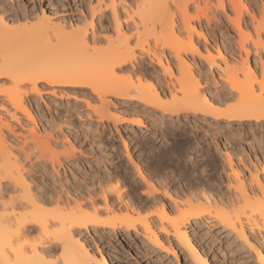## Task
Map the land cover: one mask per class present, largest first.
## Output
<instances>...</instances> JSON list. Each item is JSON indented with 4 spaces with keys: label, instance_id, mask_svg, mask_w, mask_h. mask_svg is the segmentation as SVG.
<instances>
[{
    "label": "bare ground",
    "instance_id": "bare-ground-1",
    "mask_svg": "<svg viewBox=\"0 0 264 264\" xmlns=\"http://www.w3.org/2000/svg\"><path fill=\"white\" fill-rule=\"evenodd\" d=\"M83 1L77 0L79 6ZM96 1L98 7L90 8L92 18L98 20L99 31H110L103 28L104 5V11L111 12L115 37L97 36L93 25L89 33L81 20L67 22L59 18L54 24L55 13H47L41 6L46 2L55 7L53 0H36L40 4V17L34 9L15 7V0H0V35L13 33L11 24L37 18L38 24L33 29L37 39L42 37L46 41L39 39L46 43H42L40 53L37 48L30 52L25 50L30 46L23 47L25 51L19 57L29 52L31 59L37 57L36 62L33 59L27 65L15 62L13 56L8 58L6 50L0 54V80L10 82L5 92L0 91L3 105L0 110L5 114L0 116V125L10 138L15 137V125L23 127L27 134L23 137L26 149L17 150L8 144L9 137L0 128V264H17L13 248L19 245H23L24 264H139V260L147 264L153 260L180 264L179 257L186 264H217L220 247L213 246L214 240L209 244L202 236L197 237L202 227L207 231L218 228L217 241L228 242L236 251L241 249L253 264H264V154L261 158L247 155L249 164L235 154L239 166L233 163L230 154L224 156L229 168L224 184L212 183L199 174L180 177L185 182L180 187L176 183L181 180L172 171L166 168L161 171L167 173L159 171L164 158L155 155L154 165L150 163L153 168L147 164L144 172L128 157L137 173L134 187L121 191L119 187L102 186L101 179L110 180L121 174V168L113 161L108 162L109 167H103L96 186H84L74 177L68 179L63 165L65 162L68 166V158L73 159L75 149L66 135L62 137L71 152L65 149L62 153L67 158L63 163L61 155L57 153L58 157L51 148L54 142L49 143L53 134L43 137L48 130L49 133L61 130L63 121L55 128L45 115L38 120L40 125L35 122L37 100L42 101L45 92L52 97H71L77 107L82 104L86 112L76 113L80 122L82 118L90 121L96 117L98 123L107 121L115 126L117 118L109 110L115 109L117 102L109 100L112 98L140 105L142 110L138 113L144 115L153 109L160 118L193 116L230 127H264V0H260V7L255 4V8L251 5L249 8L247 0H141V6L137 3L134 11L129 10L128 14L137 17V22L130 26L126 22L123 26L117 14L118 6L124 13V0ZM191 6L196 9L193 17L189 15ZM209 13L213 18L217 14L226 18L224 27L228 35L222 34L221 45L214 50L216 58L202 45L205 56L199 45V40L209 44L200 22L203 18L209 25ZM80 15L84 21L85 14ZM131 15L130 20L136 21ZM191 20H196L199 27L192 25ZM176 21L186 31V40L182 38L185 31ZM132 27L135 33L127 37ZM140 27L143 33L139 32ZM133 38L141 56L153 51L151 58L157 69L151 65L148 70L142 67L143 61L136 58L130 46ZM102 44L105 47L97 48ZM164 49L175 60L174 69ZM38 54H44L43 60L48 64ZM197 59L205 63L207 70L200 67ZM157 70H161L160 75ZM70 118L71 114L66 112L63 120L68 128ZM135 121L134 125L144 127V122ZM77 164L76 172L87 176L91 169L81 172L80 163ZM124 213L127 217L143 213V217L132 221L123 217ZM103 216L108 218L100 220ZM9 242L11 246H6Z\"/></svg>",
    "mask_w": 264,
    "mask_h": 264
},
{
    "label": "rangeland",
    "instance_id": "rangeland-1",
    "mask_svg": "<svg viewBox=\"0 0 264 264\" xmlns=\"http://www.w3.org/2000/svg\"><path fill=\"white\" fill-rule=\"evenodd\" d=\"M124 1H125L123 2L124 5L122 3L125 9L124 13L119 8L120 6H118L117 14H119L118 17H119L120 23L124 22L123 26L126 23L130 26V24L132 25V23L137 22V17L135 18V16L132 17L131 14H128L129 10L131 12L134 11V9L137 7V3H138V6L139 5L141 6L142 1L141 0L140 1L139 0L138 1L137 0H124ZM105 2L107 1L105 0ZM14 3H15V7L20 6L28 10L34 9L37 15L40 17V15L38 14V9H39L40 4L36 2V0H19L18 1L19 5H17L16 0H15ZM54 3H55V7H50L49 4L46 2L41 3V6H43L44 10L47 13H50L52 11L53 13H55L53 17V20H55L53 21L54 24H57L56 21H59L58 20L59 18H64L67 22L69 20L71 21L81 20L82 23L84 22V24H82L83 27L86 28L87 26V29L89 28L88 29L89 33L91 31L90 25H93L95 27L94 30H96V33H98L97 36L99 34L100 35L102 34L101 36L103 37V39L104 37L106 38L111 37V36L115 37L116 33L113 31L114 25L112 21L113 19L111 17L112 15L110 14L111 12L109 10L104 11L106 9V8H103L104 5L102 6L103 12L105 14L104 15L105 18L102 20L103 28H106L110 31L109 32L99 31L100 25H99L98 20L96 18H92L91 13H90V8L98 7L96 0H91L90 2H88V0L83 1V4H81V6L83 7L79 6V2H77V0H53V4ZM245 4L249 8H250V5L253 8H255V4L257 5V7H260L261 1L260 0H247ZM200 8L203 9L204 8L203 5H201ZM195 11L196 9L191 6V8L189 9V15L191 17L195 16ZM82 12L85 14L84 21L80 15L82 14ZM219 14H220V11H219ZM219 14H217L216 17L213 18L211 13H209V16L211 18V22L209 23V25H207L206 21L203 18H200L203 34L208 39V42H209V44L204 45V43L199 40V42L201 43V44L199 43V45H201L200 48L204 55L206 54L205 51L208 48L210 52L215 56V58L217 56V53H215L216 51L214 50H216V48L221 45V39L223 37L222 34H224V36L228 35L224 27V23H226V20H225L226 18L224 17V15H222L223 16L222 17ZM230 14L232 15V13ZM130 15H131V18H133V20H136V21H131L129 18ZM195 21L196 20H191V24L198 28L199 25ZM175 23H177V26H179V28H181L182 30L184 29L180 27L181 25L180 21H176ZM37 24H38L37 18L21 21L18 24H11L9 28L13 29L14 32L6 36L0 35V54L6 50L4 53L5 54L8 53L6 54L8 58L9 56L11 57L13 56L12 58L14 59L15 62L16 61L20 62L23 65L32 63L30 61L33 59H34L33 62L34 61L36 62L37 57L36 58L33 57L31 59L30 56L32 55L28 56V54L31 52L30 50H32L33 52L34 51L33 49H36V48L39 53L43 51L41 49L44 47V46H41L43 42L39 41V39H43V38L41 37L37 39L38 34L33 29ZM148 24H151V23H148ZM15 28H20L19 30L21 31L22 34L18 31V29H17V32L19 33H17ZM25 28H26V31L23 32ZM132 28H133L132 31H129L130 33L128 32L126 34L127 37H129L130 34L132 35L135 33L134 27ZM216 28H220V29L216 30ZM139 29H140L139 32L143 33V29L141 27ZM186 34H187L186 31L183 32L182 34L183 40H186L187 38ZM145 35H148V34H145ZM193 36H194L193 37L194 40L197 42L198 40L196 39L195 35ZM50 38L52 39V36ZM149 38H151V36ZM43 40L44 42H46L45 39ZM45 44L43 43V45ZM25 45L30 46L29 50L28 48L25 49L30 52L28 54H25L27 55V56H24L25 58L19 57V56H22V51H25L23 48ZM135 45H136V41H135V38H133L132 41L130 42V46L134 48L136 58H138V60L143 61L142 67L148 70L151 65L152 67L157 69L156 65L154 64L151 58L153 51L151 52V55L149 54L146 56L145 55L141 56L140 51H137V48L135 47ZM202 45H203V48H205L204 49L205 51L202 49ZM151 46H153V43H151L150 47ZM103 47H105V44L97 46V48H103ZM151 48H150V51L152 50ZM155 51L157 50H154V52ZM163 53L167 58L169 57L168 60L171 62V64L174 65L173 67L174 69L176 67L175 66L176 62H174L175 60L173 58H170L172 56L170 55L169 51L167 49H164ZM44 54L42 55L38 54V56L43 57ZM33 56H36L35 53L33 54ZM55 56L59 57L60 55L57 56L55 54ZM52 58H54V56H52ZM187 58L189 57L187 56ZM43 59H45V56L42 58V60ZM57 59L59 62V58ZM60 59H63V58H61L60 56ZM43 61L45 62V64H48L46 63L45 60ZM201 61L202 60L198 61L197 59V62H199L200 67H205V69L207 70L205 63ZM38 62H40V60ZM60 62H62V60ZM202 64L204 66H201ZM157 71H159L157 72V74L160 75L161 70H157ZM124 76H126V74ZM9 84L10 82L5 79L0 80V91L5 92L6 88L10 86ZM42 86L45 87L44 84ZM42 96H43L42 101L37 100L39 109L38 108L36 109L34 106L35 112H36L35 119L37 120L35 122L38 124V120L41 121V116L43 115L46 116L47 122H50L53 125V127L54 125L55 127H57L58 124L59 126H61V123L63 121L61 130L57 128L56 131H54L55 130L54 129L52 130L53 132L51 131V133H49L50 130H48L49 132L45 133L43 137L45 138L47 136L46 134H49L50 136L53 134L51 136L52 138L49 139L50 140L49 143L50 145H51V142L52 144L53 142L54 144L57 143L55 145L53 144L55 147H53L52 145L51 148L55 151V154L58 153L61 155L60 156L57 154L58 157L60 156L59 159L61 158L60 159L61 163L64 162V158H65L64 155L62 157V153L66 151L65 149L70 148L69 145H67V140H69L68 142L69 144L71 142L72 147L75 148L73 149L74 151L73 153L75 154V156L73 154L72 156L73 159L69 157L71 160L68 158V162H69L68 166H66L65 162L63 163V165L65 164L64 165L65 170L66 172H68L67 173L68 179H72V177H74L76 181L78 182L80 181L79 183L81 184L83 183L82 185L84 186H90V185L96 186L97 185L96 180H98L100 176L102 177L103 170H104L103 167L107 166L109 161H113L112 163L113 164L115 163L114 165H116L117 167L119 166V168H121L120 169L121 174L110 180L107 178H103L101 179L100 182H103L102 186L105 188L119 187L121 188L120 189L121 191L127 190L130 188V186L134 187V184L138 180L134 165H138L141 171L144 172L147 169L146 168L147 164L148 166H151V167L152 165H154L156 161L155 160L156 156H160V158L161 157L164 158V160H161V163L164 161L163 164L164 163L167 164V165L164 164L165 166H163V164L160 165L161 167L160 166L159 167L161 169L158 168L160 169L159 171L164 170L165 168L167 171L169 170L170 173L172 171V174L176 175L177 179L179 178L178 180L182 181V182L181 181L177 182V179H176L177 183L176 182L175 183L177 185L179 184L180 187H182L185 184L183 179H181L183 176H185L186 178V177L197 176L199 174H200L199 176L201 175L203 177L205 176V178L207 180L209 179L212 183L224 184L225 176L229 174L228 163L225 160L224 156H226L227 154H230L231 160L233 161V163L238 165L237 158L234 157L235 154L237 156H239L240 154L241 157H243V160L247 161V163H248V160L246 158L247 155L251 156L252 158L256 154L257 156H259L258 158H261V156L264 154V127H261V128L254 127V126L253 127L252 126L240 127L239 125H233L232 127H230L222 122L216 124L215 122H212V120L210 119H207V121H204L200 117L196 118L193 116H190L189 118H181V119H176V118L170 119L168 117L160 118V114L153 109L147 110L144 115V113H141V114L138 113L142 110V107L140 108V105L135 106V104H131V103L129 104L123 103V102L120 103L119 101H116L115 99H112V98H110L109 100L111 101L113 100L112 102H115V103L117 102L116 103L117 107L115 109L109 110V112L111 111L110 113L115 118H117V121L115 122V126L112 125L111 122H107V121H104V123H98L95 120L96 117H93V119H91L90 121H88L86 118H82L83 120L80 122L79 118L76 117V113L86 112L82 104H79V106L77 107V105H75L74 99L71 97H65V95H61V96L57 95L55 97H52L46 94L45 92H42ZM34 98L35 96H33V99ZM0 101H1L0 106H3L1 105L2 98L0 99ZM0 112H1L0 116L5 117L4 112L2 110H0ZM2 112L4 115L2 114ZM66 112L71 114V118H70L71 125L69 128L67 127L68 125L65 124L63 120L64 116H66ZM6 117H9V116L6 115ZM137 120H141L142 122H144L143 128L137 127V125L133 124V121L137 122ZM82 122H85V123H82ZM82 124H86V125H82ZM113 126L116 129H114ZM15 127L13 128V132L15 133L14 134L15 137H17L18 139L11 136V138L13 139L12 140L10 136L5 133L6 131L5 128L2 127V125H0L3 135H5V137L6 135H8L9 137L7 138L9 140L8 144H10V146H16L17 150H19L20 148L23 149L25 147V145L23 146V143H24L23 137L25 138L27 134L25 132V129H22L23 127L20 128L18 126L19 127L18 128L16 125ZM58 130L63 131V132L60 133ZM58 132L60 134H58ZM62 134L66 135L67 140L66 138L62 137L63 136ZM56 136H58L59 138ZM53 138H54V141H53ZM60 138H62V140ZM10 142H12L13 144ZM123 142L125 143V146ZM62 144H65V146H63V147H66L64 148V150H63V147H61ZM67 151L71 152L70 149ZM151 154L152 156H150ZM105 156H108V157L105 158ZM169 156L171 157V159H168L170 158ZM128 157L131 158V161H133L134 165H131L129 163ZM146 157H150L151 159L148 161L146 160ZM165 158L166 160L168 159L169 162H167ZM262 159H260L261 162H262ZM153 161L154 163H152ZM105 162H106V165H105ZM77 163H80L79 167L81 169V172H83V170H89V168L91 169L88 173H86L87 176H84V177L80 176L79 175L80 172L79 173L76 172L77 168H75L74 166L78 165ZM107 167H109V165ZM48 170L51 171L50 169ZM166 170L161 171V172L167 173ZM61 173L63 172L61 171ZM124 216L127 217L126 214L123 215V217ZM141 217H143V213H141L140 215L130 214L128 215L127 218L132 221H135ZM105 218H106L105 216L101 217V219L98 217V219L100 220L102 219L104 220ZM199 232L200 234L197 237L202 236L204 240L206 241V243H209V244H211L212 241L214 240L213 246H217V248L220 247L219 249L220 256L217 260V264H253L252 261L248 258V256L245 255V253L241 249L236 251L235 247L228 246V242L223 241V240L217 241L219 237L218 232H220L218 228L210 229L207 231L206 227H202V229ZM137 243H139V240H137ZM102 253H104V251H102ZM124 253H125L124 256H126V250L124 251ZM114 260L115 258L113 257L112 261ZM127 260L130 261V258L128 256H127ZM179 260H180V264H186V261L184 262L182 258L179 257ZM139 261H140L139 264H147L145 260H139ZM152 262L150 264H167L166 261H160V260H156L153 263Z\"/></svg>",
    "mask_w": 264,
    "mask_h": 264
},
{
    "label": "clouds",
    "instance_id": "clouds-1",
    "mask_svg": "<svg viewBox=\"0 0 264 264\" xmlns=\"http://www.w3.org/2000/svg\"><path fill=\"white\" fill-rule=\"evenodd\" d=\"M6 246H11L10 242ZM22 249L23 245H19L16 248H13V251L17 253V264H24V261L22 259Z\"/></svg>",
    "mask_w": 264,
    "mask_h": 264
}]
</instances>
